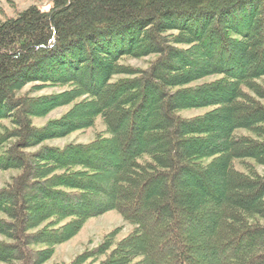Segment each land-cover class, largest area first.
<instances>
[{"label":"trees","instance_id":"16d2710c","mask_svg":"<svg viewBox=\"0 0 264 264\" xmlns=\"http://www.w3.org/2000/svg\"><path fill=\"white\" fill-rule=\"evenodd\" d=\"M30 83L66 90L20 94ZM96 118L92 141L42 146ZM259 167L264 0H52L0 23V171L18 172L0 187V264H46L110 211L131 233L68 264H264Z\"/></svg>","mask_w":264,"mask_h":264},{"label":"rangeland","instance_id":"374dc122","mask_svg":"<svg viewBox=\"0 0 264 264\" xmlns=\"http://www.w3.org/2000/svg\"><path fill=\"white\" fill-rule=\"evenodd\" d=\"M51 1L52 0H0V23L16 16L17 13L32 5H35L42 10H48L51 7ZM152 59L153 57H146L144 59L124 58L121 60V63L126 67L145 69L148 62ZM118 78L121 77L115 79ZM216 78L218 77L210 76L199 81V83L211 82ZM65 90V87L49 85L41 87L38 83H30L23 88L20 94H25L28 97H43L59 95ZM73 104L74 103L59 106L42 117L33 118L32 123L35 127L40 128L50 121L58 120L69 112ZM205 111L206 109L183 112L182 116L194 117L203 114ZM1 124L10 127L6 120H3ZM103 130L104 126L101 120L96 118L93 127L90 129L73 132L62 139L46 141L42 146L63 147L69 143L85 144L92 141L95 134ZM242 134L245 133L242 132ZM36 149L37 148H35L34 151ZM258 170L259 172L264 171L261 167H259ZM16 175H18V172L14 170L0 171V187H3ZM132 229L133 227L125 222L122 217L114 211L107 212L99 217L90 218L84 223L80 231L74 237L55 248L53 257L46 264H68L78 255L96 248L102 243L105 237L111 233L115 234L114 242H117L131 233Z\"/></svg>","mask_w":264,"mask_h":264}]
</instances>
